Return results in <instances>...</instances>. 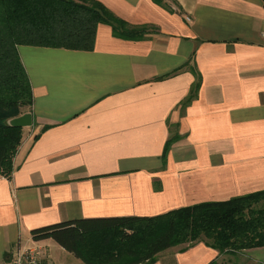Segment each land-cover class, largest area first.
<instances>
[{
  "label": "crops",
  "instance_id": "crops-1",
  "mask_svg": "<svg viewBox=\"0 0 264 264\" xmlns=\"http://www.w3.org/2000/svg\"><path fill=\"white\" fill-rule=\"evenodd\" d=\"M94 1L154 32L125 41L99 25L88 51L17 47L32 126L0 177V261L19 246L47 249L51 240L31 231L53 224L153 217L264 191V1L173 0L172 12L151 0ZM237 254L264 264V247ZM237 254L200 241L153 264Z\"/></svg>",
  "mask_w": 264,
  "mask_h": 264
},
{
  "label": "trees",
  "instance_id": "trees-1",
  "mask_svg": "<svg viewBox=\"0 0 264 264\" xmlns=\"http://www.w3.org/2000/svg\"><path fill=\"white\" fill-rule=\"evenodd\" d=\"M172 12L173 0H151ZM264 1V0H263ZM112 36L141 41L154 32L114 16L94 0H0V177H9L22 129L8 121L32 105V90L18 46L91 50L97 27ZM173 140L165 143L166 157ZM33 241L52 240L83 264H153L178 245L204 241L219 253L264 247V191L183 207L153 217L66 221L31 231Z\"/></svg>",
  "mask_w": 264,
  "mask_h": 264
},
{
  "label": "rangeland",
  "instance_id": "rangeland-1",
  "mask_svg": "<svg viewBox=\"0 0 264 264\" xmlns=\"http://www.w3.org/2000/svg\"><path fill=\"white\" fill-rule=\"evenodd\" d=\"M23 110H26V108ZM22 139H21V142H22ZM46 245L48 248L47 249L45 248V250L49 256V261L52 264H83L80 260L76 259L72 254L64 251L61 247H59L52 240L48 241ZM178 246H181V245H178ZM237 253H240V252L231 253V254H237ZM246 259L247 258H244L243 256L241 257L240 255L237 254V255H234V258H225L222 261H219L217 264H247V263H250V261Z\"/></svg>",
  "mask_w": 264,
  "mask_h": 264
},
{
  "label": "built area",
  "instance_id": "built-area-1",
  "mask_svg": "<svg viewBox=\"0 0 264 264\" xmlns=\"http://www.w3.org/2000/svg\"><path fill=\"white\" fill-rule=\"evenodd\" d=\"M0 264H49V256L42 246H19L8 260Z\"/></svg>",
  "mask_w": 264,
  "mask_h": 264
},
{
  "label": "water",
  "instance_id": "water-1",
  "mask_svg": "<svg viewBox=\"0 0 264 264\" xmlns=\"http://www.w3.org/2000/svg\"><path fill=\"white\" fill-rule=\"evenodd\" d=\"M8 125L13 128H29L32 126V117L30 113H25L19 117L8 121Z\"/></svg>",
  "mask_w": 264,
  "mask_h": 264
}]
</instances>
